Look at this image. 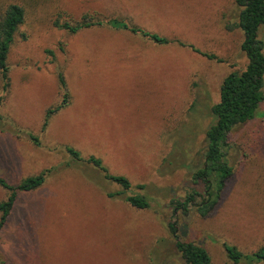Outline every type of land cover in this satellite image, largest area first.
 <instances>
[{"label":"rangeland","instance_id":"rangeland-1","mask_svg":"<svg viewBox=\"0 0 264 264\" xmlns=\"http://www.w3.org/2000/svg\"><path fill=\"white\" fill-rule=\"evenodd\" d=\"M10 3L24 8L25 20L9 53L6 94L0 72V176L16 184L52 171L19 195L0 229V264H185L170 221H178L183 240L208 250L211 264H234L224 242L246 253L264 245V117L230 133L234 174L209 216L175 217L170 205L196 187L182 163H201L221 84L248 63L242 31L227 28L238 21L237 0H0V7ZM84 15L103 24L77 33L54 25ZM110 19L218 59L177 42L156 44ZM59 73L68 103L43 129L48 109L63 99ZM92 155L127 176L130 194L146 195L150 208L109 196L121 187L86 161ZM8 194L0 186V202Z\"/></svg>","mask_w":264,"mask_h":264},{"label":"trees","instance_id":"trees-1","mask_svg":"<svg viewBox=\"0 0 264 264\" xmlns=\"http://www.w3.org/2000/svg\"><path fill=\"white\" fill-rule=\"evenodd\" d=\"M240 6L238 21L227 25L228 29L239 28L243 33L241 50L246 54L248 63L241 71H232L223 80L220 87V99L211 108L212 121L205 133V150L200 155L201 163L195 167L182 163L190 169V180L196 187L192 188L184 198H172L170 205L173 216L188 215L192 211L201 217L209 216L218 205L226 182L233 176L235 167L231 161L229 135L236 127L254 119L261 103L264 101V39L259 32L264 26V0H237ZM25 20L24 8L16 3L0 7V72L3 82V92L6 94L10 86L8 58L11 47L15 41L20 25ZM102 21H93L90 16L84 15L78 21L54 22L58 28L72 33L94 25H101ZM108 24L116 29L128 30L141 35L156 44H170L177 42L181 46H189L209 59H218L216 55L200 51L194 45L186 44L178 39H170L157 33L147 31L138 26L131 25L121 19H110ZM60 87L63 91L62 102L55 108H50L45 117L43 129L48 125L51 116L68 103L69 92L63 73H59ZM3 96L0 97V101ZM1 116V115H0ZM15 132L22 130L14 128ZM33 142L40 146V139L29 134ZM68 152L75 160H85L81 152L74 147H67ZM94 164L104 175L121 187V190L108 193L109 196H121L127 203L137 209L150 208V200L144 194H130L133 187L127 176L112 174L102 160L94 155L86 159ZM52 169H45L37 175L29 176L16 184H11L0 176V186L9 194L7 199L0 202V229L5 225L14 205L23 192H30L41 187ZM198 186L203 187L202 190ZM143 184L138 185L143 189ZM175 246L185 264H211L212 258L208 250L193 241L183 240L180 234L178 221L168 223ZM227 258L234 264H258L264 262V245L258 250L246 253L237 246L227 242L223 243Z\"/></svg>","mask_w":264,"mask_h":264},{"label":"crops","instance_id":"crops-1","mask_svg":"<svg viewBox=\"0 0 264 264\" xmlns=\"http://www.w3.org/2000/svg\"><path fill=\"white\" fill-rule=\"evenodd\" d=\"M62 102V101H61ZM67 105V104H66ZM66 107V106H65ZM65 107H63V108H61L60 110H62V109H64ZM49 110V109H48ZM60 110H58L57 112H59ZM56 112V113H57ZM55 114V113H54ZM13 131H15L14 129H13Z\"/></svg>","mask_w":264,"mask_h":264}]
</instances>
